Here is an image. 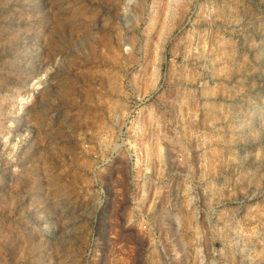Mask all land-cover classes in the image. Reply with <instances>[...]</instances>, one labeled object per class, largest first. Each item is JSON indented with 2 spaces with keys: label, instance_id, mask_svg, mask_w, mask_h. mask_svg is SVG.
Returning <instances> with one entry per match:
<instances>
[{
  "label": "rangeland",
  "instance_id": "1",
  "mask_svg": "<svg viewBox=\"0 0 264 264\" xmlns=\"http://www.w3.org/2000/svg\"><path fill=\"white\" fill-rule=\"evenodd\" d=\"M0 264H264V0H0Z\"/></svg>",
  "mask_w": 264,
  "mask_h": 264
}]
</instances>
